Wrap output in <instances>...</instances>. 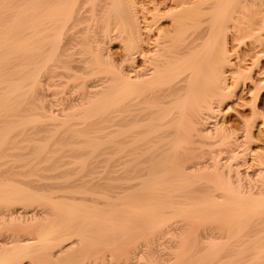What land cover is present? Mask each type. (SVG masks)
Instances as JSON below:
<instances>
[{
	"label": "bare ground",
	"instance_id": "bare-ground-1",
	"mask_svg": "<svg viewBox=\"0 0 264 264\" xmlns=\"http://www.w3.org/2000/svg\"><path fill=\"white\" fill-rule=\"evenodd\" d=\"M203 1L212 18L182 0L150 54L122 0H0V264H264V184L236 163L262 115L238 128L244 154L212 120L232 65L219 38L249 8L239 30L260 41L264 0ZM112 32L145 68L112 60Z\"/></svg>",
	"mask_w": 264,
	"mask_h": 264
},
{
	"label": "rangeland",
	"instance_id": "rangeland-1",
	"mask_svg": "<svg viewBox=\"0 0 264 264\" xmlns=\"http://www.w3.org/2000/svg\"><path fill=\"white\" fill-rule=\"evenodd\" d=\"M128 2L127 5L128 7L126 6V4L124 2ZM193 2L190 3V0H189V4L192 6L194 5L196 2V4H201L199 5V7L205 12L202 13V18L204 17L206 20H208L209 18L211 19L212 18V15H211V10H213L212 8H209L208 10H204V6H206V4H204V1L203 0H191ZM200 1H202V3H200ZM175 2V3H174ZM180 2H182V0H180ZM179 1L177 0H122V6L124 9H128V11L132 14H129L127 12V10L125 11L126 14L128 13V15H130V18L132 19H129L131 22V24L134 25V20L135 22L138 24L139 26V30H140V33L141 35L145 38L144 39V42H143V47H144V50L150 54H153V50L156 48V45H154L156 42L155 39H159V41H161L163 44L164 42H167L168 45L171 44V38H172V33H173V30H174V17H175V13L173 15H170L171 13L175 12L174 10L179 8V5L181 4ZM132 3V5H131ZM179 3V4H178ZM125 7H124V5ZM178 4V5H177ZM132 7H131V6ZM196 6V5H195ZM264 7V4L262 5ZM127 7V8H126ZM158 8L159 11H157L158 9H156L155 11V8ZM175 7V8H174ZM177 7V8H176ZM263 7H260V12H259V15H262L260 13H264V8ZM134 8V9H132ZM262 8V10H261ZM162 9V10H161ZM239 11H237L238 13H235L237 14H233V18L231 19V21L228 20V23L227 25H230L228 27V29H225V31L222 33L221 37L222 38H219V41H218V47L220 49L218 50H222V47L223 49H227V53H228V59L230 60V63H232V65H228L226 67V75H227V81H228V84L227 86L229 85V89L227 88V92L229 95H227L225 98H223V102L221 103L222 106H220L219 109L217 110V107H216V110H215V114L212 118V120L215 119L216 122H221L223 123L224 125L226 124L228 129L231 127V130L230 134H233L229 139L231 141H234L235 137H238L236 139L238 140H235V141H238L240 140V138L242 137L241 131H239V126H240V130H242V125L241 123L243 122V119H246V118H252L251 117V111H252V107L254 108V106L258 107L257 109L259 110L258 112H260V114L262 115L259 119V122L257 123V125H255L252 129L253 132H254V138H258L256 140H254V138L252 140L253 143L250 144V149L251 151H248L247 154L243 155L240 154L238 156V161H236V163H238L239 165V168L240 170L242 171V177L243 179L247 180L248 181V185L252 184V183H255V188L254 190L256 189H259L260 187H262L264 184L262 180H264V176L262 174V171L260 172V170L262 168H264V83H263V87L260 86L259 89H261V91H255V94L250 92L252 90H250L251 87L248 88V85L249 86H252V82H253V79L254 81H258V83L260 81H263L264 82V28L261 30L262 34L261 36V39L260 41H258L259 39L257 38V36H250V32L248 33H245L246 30L248 29L245 28L244 32L242 29V26H247L248 24V21L251 20L250 22L252 21H255L256 19H258L255 14L248 9H246L245 11L242 10V8L238 9ZM250 12H249V11ZM177 11V10H176ZM208 11V12H207ZM244 11V12H243ZM162 12V13H161ZM210 12V13H209ZM243 12V13H242ZM251 13V14H248ZM149 13V14H148ZM157 13V14H156ZM152 14V15H151ZM244 14V15H243ZM127 15V16H128ZM134 15V17H133ZM154 16V17H153ZM207 16H208V19H207ZM235 16V18H234ZM245 16V17H244ZM252 16V17H251ZM159 17V18H158ZM242 17V18H241ZM254 17V18H253ZM129 18V16H128ZM134 18V19H133ZM151 18V19H150ZM203 18V19H204ZM247 18V19H246ZM250 18V19H249ZM260 19L258 20V23L256 24H261V23H264L263 22V19H261V17H259ZM244 19H246V21H244ZM249 19V20H248ZM254 19V20H253ZM153 20V22H152ZM234 20V21H233ZM248 20V21H247ZM118 21V20H117ZM236 21V22H235ZM243 21V23H242ZM257 21V20H256ZM255 21V22H256ZM260 21V22H259ZM152 22V23H151ZM159 22V23H158ZM157 23V24H156ZM234 23H237V24H234ZM156 24V25H155ZM242 24V25H240ZM132 25V26H133ZM233 25V27H232ZM262 25V24H261ZM154 26V27H153ZM116 26H114L115 28ZM263 27H264V24H263ZM142 28V29H140ZM152 28V29H151ZM155 28V29H154ZM232 28V29H231ZM239 28H241L239 30ZM236 29V30H235ZM244 29V28H243ZM146 30V31H145ZM167 30V31H166ZM235 30V31H233ZM238 31V32H237ZM114 32V31H113ZM112 32V35L111 37L113 38H109V42L107 41L106 43V49H108V52L110 54V56L112 57V60L115 59V63L119 62L118 65L121 63L123 65H121L122 67L125 66L126 69H130L129 67H131V69L134 67V69H136L137 67L139 68L140 66L142 68H145V62L143 61V58L141 56H139L137 53L134 55L136 57H134L132 55V53L128 52L130 54H128L127 56V47H126V40H124V38H120V37H117L118 34L117 32H115L116 35H114V33ZM233 32V33H232ZM227 34V35H226ZM154 35V36H153ZM225 35V36H224ZM236 35V36H235ZM247 35V36H246ZM253 35V34H251ZM224 36V37H223ZM239 36V37H238ZM243 37L242 39L240 37ZM116 37V38H114ZM164 37V39H163ZM176 37V36H175ZM247 37V38H246ZM111 39V40H110ZM256 39V40H254ZM154 44H153V42ZM164 40V41H163ZM169 40V41H168ZM253 40V41H252ZM146 41V42H145ZM148 41V42H147ZM150 41V43H149ZM263 41V42H262ZM251 42V43H250ZM259 42V43H258ZM224 43V44H223ZM148 44V45H147ZM252 44V45H251ZM260 44V45H259ZM150 45V46H149ZM253 47V48H252ZM255 47V48H254ZM262 48V49H261ZM152 51V52H151ZM155 51V50H154ZM255 51V52H254ZM244 52V53H243ZM258 53V54H257ZM263 53V54H262ZM126 54V55H125ZM244 54V55H243ZM259 55V56H258ZM78 56V54H77ZM253 56V57H252ZM256 56V57H255ZM126 58H129L128 60ZM238 58V59H237ZM249 58V59H247ZM118 59V60H117ZM126 59V61H124ZM237 59V60H236ZM257 59V60H256ZM239 60V61H238ZM121 61V62H120ZM242 62V64H241ZM254 62V63H253ZM257 64H256V63ZM130 63V64H129ZM128 66V67H127ZM232 66V67H231ZM140 67V68H141ZM232 68V69H231ZM233 70V71H236L238 72L237 75H240L239 78H235L233 77V74L230 73L229 70ZM237 69V70H236ZM251 69V70H250ZM239 70V71H238ZM228 71V72H227ZM245 72V74L243 73ZM251 72V73H250ZM228 73V74H227ZM248 73V74H247ZM250 73V74H249ZM242 74H243V77H242ZM250 76V77H247ZM233 77V79H232ZM96 78V79H95ZM95 78H89L88 81L91 83V84H95L97 83L99 77H95ZM235 78V79H234ZM249 80H248V79ZM57 79H60V77H56V79L54 78V80H57ZM95 79V80H94ZM232 79V80H231ZM261 79V80H260ZM95 81V82H94ZM251 83H250V82ZM241 83V84H240ZM89 84V83H88ZM251 84V85H250ZM90 85V84H89ZM92 86V85H90ZM53 88V87H52ZM49 89V90H55V88L53 89ZM61 89V88H60ZM48 90V91H49ZM67 90H71L69 89V87L67 88ZM231 94H230V92ZM77 94V93H76ZM232 95V97H230ZM252 95V96H251ZM256 95V97H255ZM229 96V98H228ZM254 96V97H253ZM227 98V99H226ZM257 99V100H256ZM254 100V101H253ZM255 100L257 102H255ZM253 104H252V103ZM251 103V105H250ZM254 105V106H253ZM228 110V111H226ZM232 110V111H230ZM225 111V112H224ZM219 115V116H218ZM219 118V119H218ZM247 119V120H248ZM219 120V121H218ZM226 120V121H225ZM225 125V126H226ZM234 129L237 130L238 132H233V127ZM261 126V127H260ZM257 127V128H256ZM256 132V133H255ZM260 132L259 134V137H258V133ZM243 134V133H242ZM235 135V136H234ZM237 135V136H236ZM256 135V136H255ZM242 139V138H241ZM242 141V142H241ZM257 141V142H256ZM240 146L238 147V150H241L244 149L243 147L245 146L242 145L244 143V139L240 140L239 142ZM242 143V144H241ZM106 148H110L111 145H108L105 146ZM104 147V148H105ZM114 146H112L111 148H113ZM110 148V149H111ZM115 148H116V145H115ZM244 154V151L241 150ZM252 151H255V152H252ZM246 152V151H245ZM259 152V153H258ZM197 153L198 152H194V153H191L190 155L192 154H195V156H197ZM251 153H256V155L254 154H251ZM258 153V154H257ZM111 153H106V154H98L96 155V157L98 158H104V157H113L114 155L115 156H119L117 155L116 153H112V155H110ZM260 154H262V158L261 156H259ZM223 155H227L225 153H223ZM102 156V157H101ZM114 158H117L115 157ZM259 156V157H258ZM256 157H258L257 159L261 160H257L255 159ZM236 160V159H235ZM244 160V161H242ZM241 161V162H240ZM263 161V162H262ZM247 162V163H246ZM261 164H260V163ZM243 165H242V164ZM245 163V164H244ZM252 163V164H251ZM261 165V166H260ZM263 165V166H262ZM241 166V167H240ZM244 166V167H243ZM258 166V167H257ZM260 167V168H259ZM117 168V167H116ZM256 171V173H255ZM247 172L249 173V175H247ZM252 172V173H251ZM259 172V173H258ZM112 173V172H111ZM251 173V174H250ZM255 173V174H254ZM98 175H101L99 173H96ZM115 174L114 172L112 173V175ZM260 176H262L260 178ZM247 177L250 179H252V183L249 184V179H247ZM260 178V179H259ZM250 179V180H251ZM245 180V181H246ZM259 180V181H258ZM244 181V182H245ZM262 183V184H261ZM247 184V183H246ZM253 185V184H252ZM251 185V187H253ZM180 222V221H178ZM182 222V221H181ZM174 237L173 235H171V233H164L162 235H160L158 238L157 237H154L156 239L154 240H151V241H154L152 244L154 245L155 244V250L156 251H159L161 253H169L170 250H172L169 245L171 246V244H173V238ZM172 238V239H171ZM172 242V243H170ZM168 245V246H167ZM130 262L131 264H137V259L136 258H131L130 259Z\"/></svg>",
	"mask_w": 264,
	"mask_h": 264
}]
</instances>
